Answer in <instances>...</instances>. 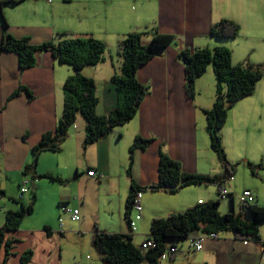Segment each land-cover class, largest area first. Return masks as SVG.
I'll return each mask as SVG.
<instances>
[{
  "label": "crops",
  "instance_id": "0c3cea01",
  "mask_svg": "<svg viewBox=\"0 0 264 264\" xmlns=\"http://www.w3.org/2000/svg\"><path fill=\"white\" fill-rule=\"evenodd\" d=\"M0 3L6 32L16 38L28 36L33 45L54 40L57 34L91 36L104 44L103 61L82 70L84 76L94 80L99 116H106L120 103L110 78L119 73L121 59L117 50L128 33L156 30L174 36L175 43L188 50L222 46L231 51L233 64L248 61L264 65V0H0ZM221 20L238 26L235 39L210 35L213 25ZM4 28L0 17V31ZM144 42L148 43L149 38ZM177 51L174 44L156 51L137 70V80L149 93L129 123L113 128L106 137L84 147L85 123L77 116L60 151L39 156L36 174H51L64 183L46 180L42 184L39 180L32 184L36 198L32 213L23 218L18 230L5 232L6 239L17 241L8 255L1 249L0 264L4 261L21 264L20 257L27 251L32 252L27 264H106L97 253L98 258L86 255L94 253V234L96 230L129 234L124 212L131 182L140 187L157 184L160 151L178 162L183 172L207 176L224 173L222 165L219 168L211 164L212 150L205 130L204 111L211 109L215 101L213 71L208 68L197 79L195 95L189 97ZM72 73L69 66L59 64L50 53L40 54L35 64L25 70L19 68L14 53L0 55V228L5 223L6 211L20 210L16 200L25 178L24 166L31 161L30 148L43 134L57 127L62 117V86ZM16 90L20 93L8 99ZM262 132L264 77L249 97L239 100L228 111L226 124L220 131L222 146L235 143L238 148L247 147L242 159L247 165L254 162L248 157L250 152L264 150ZM136 137L150 143L131 155L129 148ZM89 171L94 175L88 176ZM202 187L205 186L179 190L172 195L176 202L165 209L157 206L158 198L153 195L167 193L142 192L141 220L130 234L133 243L139 246L148 238L153 218L182 213L197 203L217 199H201ZM228 193L233 195L230 207L235 209L234 194ZM67 209H78L80 220L72 222ZM219 236L205 241L202 250L196 251L202 252L201 255L194 259L179 260L176 249L169 264H264L263 235L260 234L258 242L246 245L230 234Z\"/></svg>",
  "mask_w": 264,
  "mask_h": 264
},
{
  "label": "trees",
  "instance_id": "16d2710c",
  "mask_svg": "<svg viewBox=\"0 0 264 264\" xmlns=\"http://www.w3.org/2000/svg\"><path fill=\"white\" fill-rule=\"evenodd\" d=\"M0 17L5 27L0 31V55L14 53L17 56L19 68L25 70L35 64L40 54L50 53L59 64L67 65L73 71L62 86V117L57 127L53 132L43 134L39 142L30 148L31 161L24 166L22 173L30 181L29 192L21 197H18L20 194L18 193L16 201L20 206L19 211L5 212V223L0 228V251L4 248L5 255H8L13 242L17 240L6 239L5 232L18 230L23 218L32 213L36 200L34 191L31 189L32 184L41 179L51 183H64L61 178L51 174H36L35 169L39 156L43 152L57 153L60 151L67 132L73 126L77 116H80L85 123L84 147L106 137L113 128L129 123L135 117L140 103L149 93L148 88L137 80V70L149 62L156 51L171 44L178 47L177 57L185 70V90L189 97L195 95L197 79L206 72L209 66L212 67L216 83L215 101L211 109L204 111L205 130L209 137L211 150L221 163L224 173L207 176L183 172L178 162L160 151L157 184L140 187L133 181L131 182L125 202L124 219L129 226L137 192L150 190L173 195L190 186H216L217 194L221 198L220 189L225 187V182L234 175L235 167L226 158L220 131L226 124L228 111L239 100L249 97L257 82L264 77V65L252 64L248 61L233 64L231 51L222 46L188 50L176 44L174 36L161 34L156 30L128 33L122 38L117 50V55L121 59L119 73H114L110 78L111 84L119 94L120 103L106 116H99L96 114L98 98L95 93L94 80L84 76L82 70L103 61L104 44L91 36L69 37L66 34H57L54 40L33 45L28 36L16 38L7 33V25L2 13ZM238 34V26L228 20H221L210 30V35L217 39H235ZM146 37L149 38L148 43L144 42ZM26 92L30 96L28 91ZM19 93L20 90L14 91L8 99ZM25 138L26 135L23 136V139ZM149 143V140L136 137L129 148V153L132 155L135 149L142 150ZM130 164L131 161L129 168ZM247 167L255 173L262 166L247 163ZM227 195L232 201L233 195L230 193ZM25 196L26 202L23 201ZM219 204L218 197L214 201L197 203L182 213L170 214L165 218H153L150 222L149 236L145 240V242L154 243L152 248L143 249L141 244L135 245L130 234L107 233L98 230L94 234L92 248L106 264H161L160 257L167 248L177 249L175 239L186 240L191 235L214 233L219 236L220 233H226L240 241L258 242L260 240L259 222L264 221V206H258L255 203H241L238 213H235L231 206L230 213L221 215L218 211ZM243 212L249 215V221L243 217ZM31 257L32 252L27 251L20 257L21 264L30 262ZM2 264H5V261Z\"/></svg>",
  "mask_w": 264,
  "mask_h": 264
},
{
  "label": "rangeland",
  "instance_id": "374dc122",
  "mask_svg": "<svg viewBox=\"0 0 264 264\" xmlns=\"http://www.w3.org/2000/svg\"><path fill=\"white\" fill-rule=\"evenodd\" d=\"M22 7H24V6H22ZM1 12L3 15V5H2ZM3 17H4V15H3ZM208 68H209V70L212 69L211 66H209ZM262 133L263 134H260V137H263L264 132H262ZM225 147H226V149H225ZM224 151H225V155H226L227 160L235 167L234 175L225 182L226 183L225 184L226 190L228 192L232 191V193L234 194V197H235V200H234L235 213H238L240 211L241 203L239 201V197H240L241 192L244 189L250 190L253 193V195L257 197L256 204L258 206H264V150L257 152L256 154L254 151L250 152L248 154V157L254 161L251 163L260 164L262 166L261 169H257V171H255V173H253L247 167V165H244L242 163V159H244L246 157V154H247V147L243 148V149L238 148L236 146V144L233 143V144H229V145L224 146ZM209 152L210 151H208L206 156H208ZM210 154H211L210 158H212L210 160H212L211 164H213V167H217L219 165V168H220L221 163L219 162L217 156L212 151ZM210 166H212V165H210ZM221 173H223L222 169H221ZM38 181L39 180H37V182ZM40 182L42 184H45L47 181L44 179H41ZM103 190H104V188H102V191ZM199 190L201 193L200 198L204 199L206 201L214 200V199L219 197L220 204H219L218 211L221 215H224L226 213L231 212L230 196L227 195L226 199L220 198V196L217 194V187L216 186L202 187ZM146 192L148 193L149 191H146ZM181 192H185V191H181ZM39 193H40V190H39ZM147 193H144V194H147ZM153 196H156L158 198L157 206L159 208L162 207V209H165L166 206H169L170 204H174L176 202L175 196H172V195L161 194V193L156 194L155 193ZM26 200L27 199L25 196V199L23 201L26 202ZM242 214H244L243 217L247 221L250 220V217L246 212H243ZM131 215L133 216L134 212H132ZM259 224H260V226H259L260 234L264 236V221L259 222ZM225 236H226V233H220L219 237L223 238ZM174 242L177 244L176 245L177 251H178L177 257L179 260L185 261L186 257H189L190 259H194V258L199 257L202 253V252H196L194 250L189 249L188 240L175 239ZM86 255L98 258V255H96L95 251H94V253L92 251L87 252ZM161 264H169V263L166 261H162Z\"/></svg>",
  "mask_w": 264,
  "mask_h": 264
},
{
  "label": "built area",
  "instance_id": "2783aa9c",
  "mask_svg": "<svg viewBox=\"0 0 264 264\" xmlns=\"http://www.w3.org/2000/svg\"><path fill=\"white\" fill-rule=\"evenodd\" d=\"M88 176H93L94 172L89 171ZM29 179L24 178L21 186L19 187V196L21 197L22 195H26L29 192ZM228 191L226 190L225 187H222L220 189V195L221 198H225L227 195ZM141 197H142V192H137L135 197H134V202H133V212L134 215L130 218L129 221V234H132L133 232L136 231L137 223L141 220V212H142V206H141ZM255 201V197L252 194L251 191L249 190H244L242 194L240 195V202L243 204H252ZM66 212L69 213L70 220L72 222H77L80 220V211L78 209H67ZM218 238V235L212 233L208 235H203V234H198V235H191L187 237L186 240H188L189 248L194 251H200L203 248V244L207 240H216ZM244 245L248 243V241H242ZM154 246V243L152 241H144L141 244V247L143 249L147 248H152ZM263 252H264V247H263ZM176 253V248L169 247L165 252L160 257V261H166L170 262L173 256Z\"/></svg>",
  "mask_w": 264,
  "mask_h": 264
}]
</instances>
